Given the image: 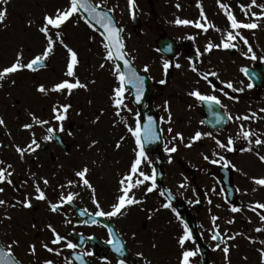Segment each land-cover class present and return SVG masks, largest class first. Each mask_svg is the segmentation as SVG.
Masks as SVG:
<instances>
[{
	"label": "flooded vegetation",
	"instance_id": "af4514ba",
	"mask_svg": "<svg viewBox=\"0 0 264 264\" xmlns=\"http://www.w3.org/2000/svg\"><path fill=\"white\" fill-rule=\"evenodd\" d=\"M135 1L137 6L143 4L151 11L161 9L167 17L159 16L158 13L154 15L152 12L148 17H130L123 24L116 18L122 29L124 51L137 73L144 78L143 94L139 101L136 100L135 88L130 84L125 85L126 107L119 109V115L114 106V89L119 86L115 64L112 60L105 59L106 50L98 33L85 36L89 45L93 41L98 44L94 51L99 53L94 57L100 61L96 72L88 67L91 55L84 60L86 69L79 71L78 66L75 69L81 83L87 85L86 89H75L71 95L66 91L49 92L47 95L37 91L41 84L51 88L62 80L74 79L61 75V67L58 68L61 66L60 61L55 59V54H50L45 65L35 72L24 69L0 81V118L5 121V125H0V145H3L0 147V160L5 162L3 166H13L10 169L13 171V184H0L4 188L0 199L7 201L0 206V248L10 250L18 264H45L46 260L53 261V264H81L76 257L89 252L93 254L83 257L86 264H119L120 259H125L126 264H137V252H143L151 264H180L184 249L178 244V238L183 235V221L188 224L190 231L193 225L197 227V231L192 234L195 242H186L185 249H199L196 240L198 235L207 257L203 262L197 251L196 256L191 258V264H264L261 256L263 242H243L245 247L236 243V236L240 231L235 220L237 214L242 213L245 208L251 211L250 215H264V211L260 209L253 211V205H241L236 188L237 170H246L247 177H253L259 171L264 177V162L256 154L258 152L264 155V145L256 147L253 143V151H244L250 145L246 139L238 137L240 126L243 125L245 130L250 129L264 140V111H261L264 109V59H261L264 57V19L257 20L251 16L252 12L260 14L261 9L253 7L249 15L245 16L240 5H248L251 0H222V3L229 5V10L238 21L258 23L259 27L256 29L239 30L256 54L257 59L252 60L244 55L248 46L239 37L233 41L236 48L214 47L211 52L205 51L208 43L221 44L226 33L231 30L227 16L217 0ZM261 3L264 0H257V4ZM198 4L202 5L207 21L220 31L209 28L204 32L193 25L175 23L177 18L203 23ZM105 5L118 8L117 1L105 0ZM125 5L129 6V0L125 1ZM4 8H7V17L0 24V70L10 66L21 50L26 63L42 54L45 48L41 34H32L37 40H31L25 34L13 33L8 6L5 5ZM132 22L138 26L136 33L131 26ZM164 34L174 41L173 56L169 58L156 50L157 40ZM146 37H150L148 43ZM56 38L61 46L60 37L56 35ZM80 60L79 57L78 61ZM165 60L170 63L167 75L163 70ZM176 64L180 67H175ZM145 66L149 68L148 72H144ZM193 66L196 71L192 70ZM242 69H247L248 74ZM205 75L207 79L203 78ZM161 80H165V83L161 84ZM98 82L100 86L96 90L94 84ZM229 82L233 88L226 86ZM249 84H252L251 88L248 87ZM242 87L245 90L233 91ZM193 90H199L204 95H215L223 107L209 106L197 100L189 95ZM132 92L135 99L131 96ZM102 103L103 107L99 108L97 105ZM57 104L71 105L67 119L63 121V132L59 131L60 122L54 118L53 106ZM169 113L171 122H168ZM253 113L256 115L252 119H236L237 116H251ZM33 116L48 123L43 126L36 124ZM137 116L142 133L147 130L149 117L153 121L156 138L151 142L144 140L146 160L142 162L140 170L150 175L155 168L157 187L151 193L146 192L147 184L133 188L130 195H134L142 203L126 208L122 215L110 219L96 217L99 223L91 224L93 216L88 213L94 214L97 210L92 202V190L79 182L63 189L61 185H67L69 180L78 181L75 172L87 166V178L95 188L96 200L104 211L111 210V205L121 194L120 180L129 173L139 150L135 138L128 131L129 127L135 128ZM229 116L232 119H228ZM154 117L161 133L159 148ZM25 124H32L33 127L25 130ZM49 127L55 129L51 140L46 139ZM169 128L172 129L171 132L168 131ZM197 131L202 134L211 133V136L202 135L200 140L192 142ZM33 133L40 147L31 154L26 153L21 159L16 146L26 147L31 142ZM177 133L183 136V141ZM174 137L176 138L173 139ZM229 137L235 141L234 151L217 146V140L227 144ZM255 138L254 136L253 141ZM190 142L192 147H186ZM165 145L169 148L175 146L177 151L166 152ZM205 156L208 157L207 160ZM220 156L230 162L228 168L223 167ZM158 159L163 170L161 179L157 170ZM212 160L218 162L211 163ZM44 178L49 180V185L43 184ZM224 181L228 183V190L232 195L230 200L229 194L225 192ZM36 183L45 191L47 200L34 198ZM230 186L235 190H231ZM163 188L169 191L177 205L170 202L172 207L169 209L161 206L169 203L166 196L161 195ZM189 190L192 194H189ZM62 192L65 196L69 192L79 195L71 203H63L54 213L50 210L49 202L60 203ZM26 197L31 199V208L16 204ZM13 204L16 206L12 207ZM232 207L241 210L233 212ZM84 209L87 213L80 215V211ZM149 215L151 219H148ZM6 216L11 219H6ZM213 217H218L215 223ZM48 225L68 241L77 244V249L70 250L63 243L53 245L51 241L54 237ZM257 228L262 229L254 225L245 226L251 235L252 230ZM109 229L125 242L124 256L116 253L106 243L110 238ZM217 231L220 238L213 240L212 235ZM14 241L19 243L15 244ZM44 243L60 251V255L46 251ZM217 243L221 249L229 247L227 258L223 251L216 249ZM32 244L36 246L35 255L29 252ZM9 245H12L11 249ZM139 264H144V261H139Z\"/></svg>",
	"mask_w": 264,
	"mask_h": 264
},
{
	"label": "snow or ice",
	"instance_id": "6c2138e0",
	"mask_svg": "<svg viewBox=\"0 0 264 264\" xmlns=\"http://www.w3.org/2000/svg\"><path fill=\"white\" fill-rule=\"evenodd\" d=\"M10 2V0H0V5H7ZM217 3L219 7L225 12V15L227 16V19L230 23L231 30H229L226 33V36L222 40L221 44H212L208 43L206 45L205 51L211 52L212 49L215 48H220L223 47L225 49L228 48H236V44L233 43L239 37L240 40L243 41L245 45L248 46L247 53H244L245 56H248L249 59L255 60L257 59L255 52L252 49V46L249 44V41L247 38H245L241 32L239 31L240 29H256L259 27L258 23L256 22H248L244 23L242 21H238L236 16L229 10V5H226L222 3V0H217ZM198 7L201 8V19L204 21L203 23L200 21H190L187 19H179L177 18L175 20V23L177 25H193L196 28L203 29L204 32H207L209 28H214L216 31H220V29L215 28L214 24H211L207 21V17L204 14L203 7L202 5H197ZM129 7L130 9L133 10V17H135V0H129ZM177 7H180L177 5ZM241 10L245 13V16L249 15L250 9L253 7H259L261 9V13L257 14L252 12L251 16L255 17L257 20L259 19H264V3L257 4V0H251L250 4L248 5H240ZM112 10L109 9L107 11L103 10V6L101 4H93L91 0H69V6L67 8H61L57 9L54 14L48 15L45 14L43 17V24L39 28V32L44 35V37L47 40V46L44 48L42 54L36 55L33 59H31L28 62L23 61V52L22 50L17 54L14 62L2 70H0V81H3L6 77L10 76L11 74H14L18 71L28 69L30 71H37L38 68L43 67L45 65V61L48 59L49 55L53 52L54 49V40L52 39V36L50 35V31L52 29L59 30L63 25L66 24V22L71 19L73 16H78L81 17V13L87 14V20L88 21H94L96 25H99L100 28L103 29L102 35L104 36V40L106 41L103 44V47L106 50V60H120L123 61V66L124 68L127 69V72L125 73L124 71H121V67L119 64L115 66V74L117 75V79L119 81V86L114 89V106L116 107L117 115H119V109L122 107H126L124 104V93H125V85L130 84L132 85L135 90H136V100L139 101L142 94H143V86H144V78L140 76L136 70L132 67L130 64L129 60L126 58V53L124 51V43L121 38V32L122 29L118 28L114 21L112 16L109 14ZM7 17V8L0 9V24L4 23L5 19ZM56 35L58 37L62 36V34L57 31ZM189 39H194V37H189ZM60 43L67 49V52L69 54V59L67 62V71L65 75L67 77L74 78L73 80H62L61 82L56 83L53 87L48 88L45 85L41 84L38 86L37 91L47 95L49 92H58V93H64L65 91L67 92L68 95H71L73 90L75 89H80V88H87V85L84 83H81L79 78L77 77L76 74V66L79 63L78 61V54L76 51H74L71 47H68L66 44H64L63 39L60 40ZM169 51H171V46H169ZM251 53L249 56L248 54ZM199 55V51H198ZM261 59H264L262 57ZM101 67H104V65H101ZM170 67L169 61L165 60L163 62V70L164 73L167 75L168 70ZM175 67L179 68L180 65L176 64ZM193 71H196L195 66H193ZM149 68L147 66L144 67V72H148ZM242 71L245 72V74H248L247 69H242ZM212 75H216V73H212ZM204 79H207V75L203 77ZM161 84L165 83V80L159 81ZM15 83V81H13ZM2 86V85H0ZM228 88H233V85L229 82L226 85ZM249 88L252 87V84L248 85ZM233 91H243V89H233ZM189 95L195 97L197 100L201 102L207 103L209 106L212 105H219L220 107H223L221 104L220 99H218L215 95H204L202 94L199 90H193L189 93ZM231 99V97H229ZM71 105H54L53 106V113H54V118L56 121L60 122V127L59 131L63 132V121L67 119V113L69 111V108ZM261 111H264L262 109ZM255 113H253L251 116H237V120H249L255 117ZM97 119H99L97 117ZM228 119H232L231 116L228 117ZM33 120L36 124H39L43 126L44 124H47L48 121L45 120H40L33 116ZM171 122V113H169V121ZM0 125H5V121L0 118ZM25 130H30L33 125L32 124H25L24 126ZM55 129L52 127H49L47 129L48 136L46 137L47 140H51L53 138V133ZM128 131L132 134V136L135 138V142L137 145V148L139 149L136 152V158L133 161V163L130 166V171L127 175L123 176V178L120 180V195H118L116 202L111 205V210L109 211H104L101 208V205L95 198V188H93L92 184L90 183L89 179L87 178L89 169L87 166L83 167L81 170L75 172V176L78 178V181L74 180H69L67 182V185H61V188L65 187H71L76 183H82L83 187L91 189L93 196H92V202L96 206V211L95 213H88L89 215L93 216V219L91 220V224H97L99 221L96 219V217H103L106 219H110L112 217H116L118 215H122L124 209L133 206L135 204L142 203V201L137 200L134 195H130L131 191L133 188L140 187L142 185L147 184L146 192L151 193L154 191L157 187L156 185V170L153 168L152 173L146 174L144 171L140 170V166L142 162L146 160V153H145V145H144V140L147 139L149 142H151L153 139L156 138V134L153 131V121L152 118L149 117V123L147 125V130L142 133L141 130V125L139 122V116H137V123L135 128L129 127ZM169 132L172 131L171 128L168 129ZM202 135H208L211 136V133L207 134H202L201 132L197 131L195 135L192 137V142L200 140ZM177 136L181 141H183V136L180 133H177ZM256 137L255 140L253 141V137ZM239 138L246 139L249 143V147L243 149L244 151H253V148L251 145L254 143L256 147H259L261 145H264V140H262L258 135H256L253 131L245 130L244 126H240V132L238 133ZM174 137L173 139H175ZM216 144L219 148L221 149H226L227 151H234V144L235 141L232 137L228 138L227 144L222 143L221 141L217 140ZM3 145H0L2 147ZM186 147H192V143H188L185 145ZM40 147V144L37 142L35 138V134L33 133L31 142L27 144L26 147H20L16 146V151L21 157V159L24 158L25 154H31L32 152H35L38 148ZM117 147H119V144H117ZM165 151L169 153H174L177 151V148L175 146L169 148L167 145H165ZM216 153H214L215 155ZM259 160L261 162H264V155H260L258 152L256 153ZM206 160L208 159L207 156L204 157ZM220 161H223V167L228 168L230 166V162L225 160L223 156H220ZM151 163L150 161H148ZM171 162V159L169 160ZM218 161L212 160L211 163H217ZM5 162L0 160V184L7 183L9 185L13 184V181L11 179L13 175V171H10V169L13 168L11 164H7L6 166ZM232 167H235L234 165ZM35 175V174H33ZM254 184L258 186H264V178H252ZM150 182V183H149ZM43 184L44 185H49V180L44 178L43 179ZM183 187V185H181ZM35 189V199L36 200H47V196L45 191L41 188L39 183H36L34 185ZM4 192V188L0 187V193ZM79 193H73L69 192L66 196L62 192L59 200L60 203H51L49 202V207L52 212H57L62 206L63 203H71L76 196H78ZM163 195V193H161ZM168 200H171V195L167 197ZM199 201H197L198 203ZM7 203V201L0 199V206H3ZM211 203V201H209ZM16 204H22L23 207L25 208H31L32 203L31 199L26 197L24 201H17ZM16 204H13L12 207H15ZM165 209H169L172 207L171 203H164L161 205ZM256 209H264V203H257L252 210L255 211ZM240 208L237 207H232L231 211L233 212H238L240 211ZM173 211H175L173 209ZM87 213V210H81L80 215H85ZM177 216L179 217V213H177ZM6 219H11V217H5ZM151 215H149L148 219H151ZM213 223H215L216 219L218 217H213ZM261 220L264 221V215L261 216ZM70 222V221H69ZM231 222V221H230ZM86 223H88L86 221ZM183 225V235L178 238V244L180 245L181 249H184L181 253V258H180V264H191V258L195 257L197 254V250H189L185 249V244L188 241H192L193 243L195 242L193 240L192 232L189 230V226L187 223L181 221ZM35 227V225H33ZM107 227V225H105ZM48 228L52 231L53 233V239L51 243L53 245H59V244H64L68 249L75 251L77 249V244L68 241L66 237L62 236L59 232L56 231L55 228H53L51 225H48ZM257 231H264V229L257 228ZM109 239L106 241L107 244L111 245L113 250L120 254L121 256L125 255L126 252V244L122 240H120L114 231L109 229ZM133 238H135V233H133ZM219 237V232H215L212 235L213 240H217ZM230 239H234V237H230ZM13 243L18 244L19 241H14ZM226 243V242H225ZM9 249H11L12 245L8 246ZM43 247L46 251L50 253H55L56 255H60V251H57L56 249L50 247L47 243L43 244ZM153 247H156L155 244H153ZM216 249H219L223 251L225 254V257L227 258L229 254V247L225 246L221 249V246L219 243L216 245ZM36 246L35 244H32L29 246V252L31 255L36 254ZM93 253H81L79 254L76 259L80 260L81 264H86L84 261L83 257L84 255H92ZM138 261L137 264H139V261H144V264H151L150 261L146 259L144 256L143 252H137L136 253ZM261 256L264 258V250H261ZM0 264H18V262L13 258V253L9 251H4L0 249ZM45 264H53V261L51 260H46ZM119 264H126L125 259H120Z\"/></svg>",
	"mask_w": 264,
	"mask_h": 264
},
{
	"label": "rangeland",
	"instance_id": "374dc122",
	"mask_svg": "<svg viewBox=\"0 0 264 264\" xmlns=\"http://www.w3.org/2000/svg\"><path fill=\"white\" fill-rule=\"evenodd\" d=\"M92 1L94 3H100L101 5L102 4L105 5V0H92ZM114 1L118 2L117 5L118 8L117 9L111 8V10L115 15V17L117 18V20L120 22V24L121 23L123 24L124 20H127L130 15H133V10L130 9L129 6L126 7L125 5L126 0H111V2ZM138 1L140 2V0ZM7 6H8V12L10 13L9 22L12 23L13 25L12 32L18 34H25L26 38H29L31 40L32 39L37 40V37L35 38V36H32V34L38 33L43 35L42 33L39 32V28L43 24L44 15L45 14L51 15L54 14L57 9L67 8L69 6V0H10ZM0 7L2 9L5 7V5H1ZM134 12L139 17H148L149 16L148 14H151L152 12L154 15L158 13L159 16L167 17V15L163 10L161 9L158 10L157 8L154 11H151L145 8L143 4L137 6L136 1H135ZM73 22H74V16L71 19H69L68 24L62 30V36L60 38L64 39V44H66L68 47H71L74 51L77 50L76 52L79 54L78 59L79 57L81 58L80 62L77 64V66L79 67V71H82L81 70L82 68L86 69L84 65L85 64L84 60L88 58V55H91V59H90V63L88 64V67H91L92 68L91 70L93 72H96V67H98V62L100 61H97L99 59L94 57L95 55H99V53L98 52L95 53L94 51H96L95 47H97L98 44L97 42L93 41L90 43L91 45H89L87 38L85 36L88 37L92 34L90 33V30L87 28V31L85 32L84 29L82 30V25L78 26L75 25ZM50 35L52 36V39L55 42L53 53L51 54L52 55L55 54V59L57 61H60L61 66H59L58 68L60 69L61 67V71H60L61 75H64L67 66V63L65 61L68 60L69 54L64 46H60L58 44L56 34L55 31H53V29L50 31ZM42 39L46 47L47 40L44 37V35ZM94 40H96V38H94ZM149 41H150V37H146V42L148 43ZM145 48L146 47H143V49ZM37 49L38 47L36 46L35 50ZM99 84H100L99 82L94 84L95 85L94 88L96 90L99 89L100 86ZM89 86H91L90 82H89ZM242 89L245 90L243 87ZM63 101L66 100L64 99ZM97 106L101 108L103 107V103L98 104ZM246 173H247L246 170H242V169L237 170L236 187L238 190L239 203L245 207L247 205L254 206L258 202L264 203V186H258L254 184L252 180L253 177L256 178H264V177L261 176L262 174L259 171H257L253 177L250 176L247 177ZM209 187H213V186L209 185ZM189 194H192L191 190H189ZM260 210L264 211V209H260ZM249 212L251 211L245 208L243 209V212L237 214V218H235V220L237 221V226H239V231H240L239 234H237V236L239 237L237 239V242L238 245L243 247H245L243 242L246 244L248 242H255V241L264 243V231L257 232L254 229L252 230V235H251V233L245 229V226L247 225L248 226L254 225V227H262V229H264V221L261 220V217H259L258 215H250Z\"/></svg>",
	"mask_w": 264,
	"mask_h": 264
},
{
	"label": "water",
	"instance_id": "95a60500",
	"mask_svg": "<svg viewBox=\"0 0 264 264\" xmlns=\"http://www.w3.org/2000/svg\"><path fill=\"white\" fill-rule=\"evenodd\" d=\"M81 15L87 20V14L85 13H81ZM91 25L95 26L96 28H98L101 33H103V29L99 27V25H96L94 21H88ZM168 44V40L166 38H161L158 42V49L163 52L166 53L167 49H166V45ZM116 64H119L121 67V71H124L125 73L127 72V69L124 68L123 66V61L120 60H115ZM160 168V166H159Z\"/></svg>",
	"mask_w": 264,
	"mask_h": 264
}]
</instances>
